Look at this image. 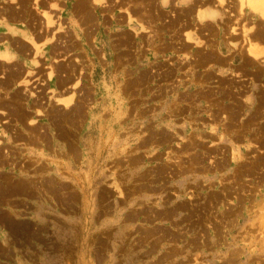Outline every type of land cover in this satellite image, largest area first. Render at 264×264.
Wrapping results in <instances>:
<instances>
[{
	"label": "rangeland",
	"instance_id": "rangeland-1",
	"mask_svg": "<svg viewBox=\"0 0 264 264\" xmlns=\"http://www.w3.org/2000/svg\"><path fill=\"white\" fill-rule=\"evenodd\" d=\"M10 1L54 41L11 66L0 264H264L262 3Z\"/></svg>",
	"mask_w": 264,
	"mask_h": 264
},
{
	"label": "crops",
	"instance_id": "crops-1",
	"mask_svg": "<svg viewBox=\"0 0 264 264\" xmlns=\"http://www.w3.org/2000/svg\"><path fill=\"white\" fill-rule=\"evenodd\" d=\"M61 1L64 2L63 3L64 9H67L69 2L64 1V0H61ZM162 1L167 2L168 4L169 2H171L172 5L176 7H188V6L191 7V5H193L192 14L194 16H196L197 10H200L202 12L203 11L208 12L207 5L199 4V2L202 0H162ZM256 1L262 2L261 9L264 10V0H256ZM217 2H218L217 5L220 6L221 4L219 0ZM50 3L51 2L47 0H39V8H41L40 11L48 10L52 12L54 8L50 6ZM6 4H7V8H5V12L3 10L0 11V123H1L0 126H3L4 124L2 120H6L7 118L13 119V117H16L15 112H12L11 104L7 102L6 93L11 94V93L17 92L18 90L19 92L20 91L22 92L23 87L25 85L24 83L28 82V80L25 79L26 78L25 69L23 70V73L21 76L11 75V68H12L11 66H13V64L15 63H20L21 66H24V65L30 66L32 68L30 72H33V70H35L38 66V61L36 62L34 61L33 65L30 64V62L33 59L38 60L39 58V57H36L34 48L36 49L37 45H41V47L44 48V50H46L47 48H51L53 46V41H54L52 39V33H53L52 30H50L49 33H46L45 27L42 30H40V28L38 27L36 28L35 26H33L32 23L28 22L27 15L25 14V9L18 6L17 1L7 0ZM237 4H238L237 11L240 12L239 11L240 5L239 3ZM246 10H244V13ZM33 11L36 12L35 10ZM123 13H125V23L127 24L128 22L127 12L124 11ZM56 14H59V16L62 15L58 11ZM41 15L44 16L43 14ZM131 16L136 20V18L133 16V13L131 14ZM136 23H138V21H135L133 23V27L138 29L135 25ZM45 24H46V21H45ZM130 28L132 29V27ZM142 30L143 28L141 27L140 31ZM240 33L243 34L242 29ZM188 36L189 38L187 39ZM187 37L185 38V40H191L190 39L191 36L189 34H187ZM247 46H245L244 48L245 51L247 49ZM259 46L261 50L262 49L264 50V46L258 44V48ZM48 77H49V74H47V78ZM57 99H61V98L58 97ZM32 103L36 104L37 102L33 100ZM3 141H6V140H3ZM14 141H17V140H14ZM30 142L31 141L29 140V143Z\"/></svg>",
	"mask_w": 264,
	"mask_h": 264
},
{
	"label": "bare ground",
	"instance_id": "bare-ground-1",
	"mask_svg": "<svg viewBox=\"0 0 264 264\" xmlns=\"http://www.w3.org/2000/svg\"><path fill=\"white\" fill-rule=\"evenodd\" d=\"M96 1L99 3V1L100 2H103V0L101 1V0H95L94 1V3L93 4H95L96 3ZM137 1V0H136ZM143 1V0H142ZM218 1V0H217ZM238 2H239V5H240V12H241V8H243V6H244V8L246 9H251V5L252 6H254V7H252V8H254V10H258V9H260V8H256L257 6H260L261 5V3L262 2H260V1H256V0H247V3H246V0H243L244 2L243 3H241L242 1H240V0H237ZM87 2V1H86ZM93 2V1H92ZM36 3H37V1H36ZM140 3V2H139ZM142 3V2H141ZM220 4L222 5L223 4V2L221 3L220 2ZM99 5H103V3H99ZM136 5V4H135ZM132 8V7H131ZM136 8V7H135ZM252 10V9H251ZM253 10V11H254ZM142 11V10H141ZM243 11V10H242ZM254 12H256V11H254ZM45 13V12H44ZM243 13V12H242ZM89 14V13H88ZM127 14H128V22H127V25H129V27H132V29L131 30H133V32H137V29L135 28V27H133V23L136 21L132 16H131V14L129 15V13L127 12ZM139 14V13H138ZM44 16H45V21H46V25L47 26H49L50 24L51 25H53L52 23L53 22H50V20H49V18H50V16L48 17L47 15H48V13L47 14H43ZM43 16V17H44ZM156 20V19H155ZM50 23V24H49ZM143 26V25H142ZM52 27V26H51ZM49 28H50V26H49ZM59 28V27H58ZM231 28V27H230ZM65 30V29H64ZM140 30H141V27H140ZM250 33H252L253 34V30H250ZM249 33V34H250ZM137 34V33H136ZM254 36V35H253ZM51 37V36H50ZM186 37H187V35H186ZM189 38V36L187 37V39ZM249 38V37H248ZM124 39V38H123ZM250 39V38H249ZM246 40V39H245ZM248 40V39H247ZM128 41V40H127ZM131 41V40H130ZM247 42V49H246V51H247V53H248V56H250L252 59H257L258 60V58H259V56L260 55H262V53L264 54V50L262 49H260V46H259V48H258V43H256V41H252L251 39L250 40H248V41H246ZM256 43V44H255ZM37 47V46H36ZM39 50V49H38ZM262 51V53H261V51ZM199 55V54H198ZM212 56V55H211ZM203 59V58H202ZM215 61V60H214ZM248 63V62H247ZM207 64V63H206ZM52 73H50V75H51ZM50 75H49V77H50ZM49 77H48V79H49ZM147 77V76H146ZM197 79V78H196ZM67 104V103H66ZM147 140V139H146ZM149 142V141H148ZM232 154H233V152H232ZM8 182V181H7ZM186 209V208H185Z\"/></svg>",
	"mask_w": 264,
	"mask_h": 264
}]
</instances>
